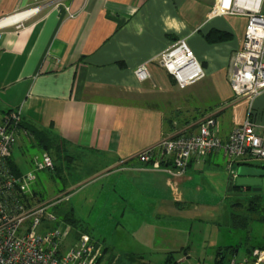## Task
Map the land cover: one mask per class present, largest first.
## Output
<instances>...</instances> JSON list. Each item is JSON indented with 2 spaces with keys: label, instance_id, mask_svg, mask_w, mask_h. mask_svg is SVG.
<instances>
[{
  "label": "crops",
  "instance_id": "crops-1",
  "mask_svg": "<svg viewBox=\"0 0 264 264\" xmlns=\"http://www.w3.org/2000/svg\"><path fill=\"white\" fill-rule=\"evenodd\" d=\"M216 1L0 0V21L46 5L0 27V116L21 108L22 122L57 136L68 162L62 172L71 171L75 157L87 156L95 169L90 179L110 182L131 234L163 246L151 254L182 255L183 223L220 213L233 194L245 192L235 186L230 193V177L234 166L256 161H237L229 173L231 161L219 150L194 156L187 172L173 177L136 156L165 139L196 134L207 118L215 120L213 131L226 143L250 109L257 133L264 135V91L250 103L235 96L228 79L248 18L210 17ZM213 32L231 38L208 43ZM181 39L206 74L185 89L157 62ZM142 65L151 76L146 81L135 74ZM20 134L17 142L24 143L28 135ZM190 254L187 249L186 260Z\"/></svg>",
  "mask_w": 264,
  "mask_h": 264
},
{
  "label": "built area",
  "instance_id": "built-area-1",
  "mask_svg": "<svg viewBox=\"0 0 264 264\" xmlns=\"http://www.w3.org/2000/svg\"><path fill=\"white\" fill-rule=\"evenodd\" d=\"M45 6L28 13H39ZM226 15L248 18L243 45L230 61L228 79L235 96L249 99L251 103L264 91V0H217L210 17ZM157 61L181 89L206 76L184 39L161 54ZM135 74L141 81L150 77L146 65L140 66ZM249 113L250 117L231 133L226 143L213 131L215 120L207 118L199 124L196 134L163 140L141 152L137 159L143 164L152 163V169L174 177L186 173L194 156L206 158L219 150H223L230 159L229 170L237 161H262L264 135L257 133L258 125L251 118L252 109ZM21 123V108L0 116V264H99L103 256L101 246L86 233L77 234L76 243L67 252L62 250V246L73 232L71 226L67 225L65 231L59 226L45 235L37 234L36 230L45 216L49 221H57L49 209L58 203L56 200L38 201L32 191L35 173L16 176L7 164L19 138ZM34 167L36 171H54L55 168L47 153L35 159ZM28 220L31 223L26 227L24 224ZM230 264H264V249L256 248L242 261L233 260Z\"/></svg>",
  "mask_w": 264,
  "mask_h": 264
},
{
  "label": "rangeland",
  "instance_id": "rangeland-1",
  "mask_svg": "<svg viewBox=\"0 0 264 264\" xmlns=\"http://www.w3.org/2000/svg\"><path fill=\"white\" fill-rule=\"evenodd\" d=\"M24 140V143L22 139L19 143L17 140L15 142L12 150L15 161L23 173H35L36 179L32 183V189L38 193L41 200L44 202L56 200L58 203L49 209L57 221H49L45 216L36 230L37 234L45 235L59 226L65 231L67 225H62L61 221L65 213L74 209L77 217L84 222L88 234L101 246L103 256L99 264H163L166 261L167 254L163 252L151 254L154 250L164 249L163 246L152 244L151 239L147 241L131 234V230L126 227L127 223L120 217L124 205L112 192L110 182L100 180L102 178L90 179L95 169L87 156L75 157L76 161L71 164L70 172L64 169L57 175L49 170L36 171L34 161L41 157L42 152L32 146L29 137ZM237 169L238 166H234L235 173ZM237 194L231 197L228 204L221 206L220 213H203L199 220L183 223L180 238L185 239L183 249H190L191 254L189 260H186L183 254H177L178 262L214 264L215 259L222 258V264H230L233 260L242 261L254 248L264 249V220H260L264 217V196L258 212L252 214L247 210L250 200ZM234 213L244 219L248 218L245 226L234 227L232 223ZM30 223L31 220H28L24 225L28 227ZM207 234L209 237H205ZM75 243L72 232L62 250L67 252ZM218 253L224 254L221 256Z\"/></svg>",
  "mask_w": 264,
  "mask_h": 264
},
{
  "label": "trees",
  "instance_id": "trees-1",
  "mask_svg": "<svg viewBox=\"0 0 264 264\" xmlns=\"http://www.w3.org/2000/svg\"><path fill=\"white\" fill-rule=\"evenodd\" d=\"M230 38L231 36L229 34L222 33V32H213L206 36V40L208 41V43H211V44L221 43V42L229 40ZM9 112H5V113H9ZM20 128L22 131L26 132V135H28V137L30 138V141L32 142V146L37 147L42 153H47L53 159L54 166H55L54 172L57 173V175L61 174L62 169L64 167L65 158H67V156L65 155V147L63 143L60 141V139L47 130H42L32 124H28L25 122L21 123ZM7 164L9 168L11 169V171L13 172V174H15L16 176H22L23 174H25L21 171L20 166L16 163L12 154L8 158ZM236 188L237 190L240 189L239 187H236ZM34 195L38 196V193L35 191ZM262 199H263V196H255V197L250 198L247 210L252 214L257 213L258 208L261 207ZM39 201H43V200L39 198ZM239 205H242V204H239ZM72 211L73 210L69 211L68 213H65L63 222L66 225H69L72 227L75 237L77 236V234H80V233H88L87 228L85 227L84 223ZM232 219H233L232 223L235 228L237 226L243 227L248 222L247 220L248 218L244 219L242 218V216L236 213L232 214ZM260 220H264V217H261ZM252 251H249V254H251ZM179 252L168 254V257L163 264H180L178 260H176V255L179 254ZM181 252H184V254L186 255V250L183 249ZM223 254L224 253H218V255H221V256H223ZM100 262H101V259L99 263ZM222 262H223L222 258L215 259L214 264H222Z\"/></svg>",
  "mask_w": 264,
  "mask_h": 264
},
{
  "label": "water",
  "instance_id": "water-1",
  "mask_svg": "<svg viewBox=\"0 0 264 264\" xmlns=\"http://www.w3.org/2000/svg\"><path fill=\"white\" fill-rule=\"evenodd\" d=\"M228 186L230 193H232L235 186L245 191L237 195L245 197L262 195L264 190V165L261 162H255L251 165H239L235 175L230 177ZM247 190L251 191L248 192Z\"/></svg>",
  "mask_w": 264,
  "mask_h": 264
},
{
  "label": "bare ground",
  "instance_id": "bare-ground-1",
  "mask_svg": "<svg viewBox=\"0 0 264 264\" xmlns=\"http://www.w3.org/2000/svg\"><path fill=\"white\" fill-rule=\"evenodd\" d=\"M31 13H22V14H16V15H14V16H11V17H8V18H6V19H3V20H1L0 21V27H6V26H10V25H13V24H15V23H17V22H19V21H21V20H23L24 18H26L27 16H29ZM179 41V40H178ZM163 54V53H162ZM161 56V55H160ZM159 56V57H160ZM158 62V61H157ZM160 65V64H159ZM161 66V65H160ZM162 67V66H161ZM166 71V70H165ZM167 72V71H166ZM150 74V73H149ZM170 75V74H169ZM171 76V75H170ZM151 77V76H150ZM149 77V78H150ZM148 78V79H149ZM147 79V80H148ZM175 80V79H174ZM146 81V80H145ZM177 84V83H176ZM178 86V85H177ZM179 87V86H178ZM185 89V88H184ZM178 137H181V136H178ZM178 137H176V138H178ZM176 138H174V139H176ZM166 140V139H165ZM162 142V141H161ZM160 142V143H161ZM159 143V144H160ZM155 147V146H154ZM152 148V147H151ZM149 149V148H148ZM147 150V149H146ZM145 151V150H144ZM143 152V151H142ZM140 154V153H139ZM138 154V155H139ZM137 155V156H138ZM136 156V157H137ZM53 160V159H52ZM143 164V163H142ZM144 166H146V167H150L151 169H152V163H150V164H143ZM189 167V166H188ZM154 170V169H153ZM188 170V169H187ZM156 171V170H155ZM159 172H161V171H159ZM187 172V171H186ZM163 173H165V172H163ZM165 174H167V173H165ZM169 175V174H168ZM174 177V176H173ZM179 177V176H178ZM86 234H88V233H86ZM89 235V234H88ZM182 254L186 257V255L184 254V252H182ZM180 263V262H179ZM181 264V263H180Z\"/></svg>",
  "mask_w": 264,
  "mask_h": 264
},
{
  "label": "flooded vegetation",
  "instance_id": "flooded-vegetation-1",
  "mask_svg": "<svg viewBox=\"0 0 264 264\" xmlns=\"http://www.w3.org/2000/svg\"><path fill=\"white\" fill-rule=\"evenodd\" d=\"M248 192L251 191V190H247Z\"/></svg>",
  "mask_w": 264,
  "mask_h": 264
}]
</instances>
